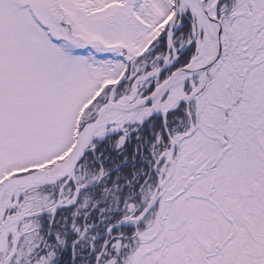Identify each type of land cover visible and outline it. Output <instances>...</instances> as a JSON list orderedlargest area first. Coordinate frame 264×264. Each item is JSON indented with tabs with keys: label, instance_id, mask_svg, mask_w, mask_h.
Returning a JSON list of instances; mask_svg holds the SVG:
<instances>
[{
	"label": "snow or ice",
	"instance_id": "snow-or-ice-1",
	"mask_svg": "<svg viewBox=\"0 0 264 264\" xmlns=\"http://www.w3.org/2000/svg\"><path fill=\"white\" fill-rule=\"evenodd\" d=\"M0 264H264V0H0Z\"/></svg>",
	"mask_w": 264,
	"mask_h": 264
}]
</instances>
